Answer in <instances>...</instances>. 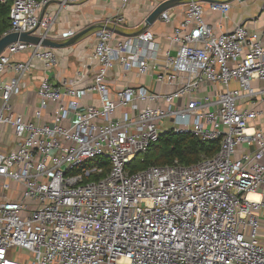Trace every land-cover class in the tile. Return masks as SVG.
Returning a JSON list of instances; mask_svg holds the SVG:
<instances>
[{
  "label": "built area",
  "instance_id": "built-area-1",
  "mask_svg": "<svg viewBox=\"0 0 264 264\" xmlns=\"http://www.w3.org/2000/svg\"><path fill=\"white\" fill-rule=\"evenodd\" d=\"M52 1L0 0L9 5L3 36L50 39ZM86 1L57 0L58 11ZM185 6L165 51L146 29L120 39L97 29L91 82L83 83L85 67L72 81L40 79L30 119L14 114L11 101L37 64L56 68L57 54L23 42L0 54V125L12 128L15 143L0 152V264H264V31L244 21L215 34L203 2ZM230 7L208 3L222 19ZM158 20L168 21L167 11ZM113 22L124 19L118 13ZM114 66L164 90L111 92ZM167 132L220 148L192 166L129 174L127 165ZM96 157L108 159L110 171L86 181L102 173L82 168Z\"/></svg>",
  "mask_w": 264,
  "mask_h": 264
},
{
  "label": "crops",
  "instance_id": "crops-1",
  "mask_svg": "<svg viewBox=\"0 0 264 264\" xmlns=\"http://www.w3.org/2000/svg\"><path fill=\"white\" fill-rule=\"evenodd\" d=\"M163 0H128L124 8H121L122 0H88L81 4L69 5L67 8L58 11L57 0L48 4L45 12L49 17H54V24L50 33V39L58 42H65L67 39L62 34L69 30H74L75 34L92 28L83 35L78 42L64 49L55 50L58 62L56 68L51 70H43L37 64V70L33 74V79L29 82V86L20 96L13 98L11 101L12 112L23 114L26 118H31L34 106L37 105L36 89L38 82L42 78H47L53 84H59L63 80L75 79L76 73L84 69L86 77L83 83L89 84L92 76L97 71L96 61L93 59V49L95 45L94 31L99 29L98 26H107L115 32V38L133 35L143 28L145 18L160 4ZM227 1L231 7L222 19L217 12L208 10V3H204L203 19L215 34H221L233 30V28L244 21L248 22L259 32L264 31V13L261 8L264 0H240V3L234 0H213V2ZM184 4L175 6L167 11L169 20H157L146 30L150 31L155 39L160 42L162 51L168 49L165 37L172 34L176 27L182 22L185 15ZM121 14L124 22L115 25L113 18L117 14ZM123 27V29H122ZM74 34V35H75ZM26 54L16 56L14 60H26ZM11 73L3 76L5 79L11 78ZM107 86L111 92L123 87L145 86L149 89L164 90V87L156 85L149 76L138 77L134 73L124 72L120 67L114 68L108 73ZM98 104L96 99L86 100V103ZM264 126L263 122L260 123ZM15 146L14 137L11 127L0 125V152H8ZM264 196V186L260 188ZM256 197V196H253ZM264 243V240H263Z\"/></svg>",
  "mask_w": 264,
  "mask_h": 264
},
{
  "label": "trees",
  "instance_id": "trees-1",
  "mask_svg": "<svg viewBox=\"0 0 264 264\" xmlns=\"http://www.w3.org/2000/svg\"><path fill=\"white\" fill-rule=\"evenodd\" d=\"M9 5H0V38L9 28ZM220 148L219 141L205 143L198 138L185 134L174 135L171 132L160 134L156 144L150 146L142 155L130 162L126 170L134 174L150 167L179 164L192 166L201 160L215 156ZM97 167L102 169L101 174L87 178L86 181L98 180L110 171V161L104 157L89 159L82 168Z\"/></svg>",
  "mask_w": 264,
  "mask_h": 264
},
{
  "label": "water",
  "instance_id": "water-1",
  "mask_svg": "<svg viewBox=\"0 0 264 264\" xmlns=\"http://www.w3.org/2000/svg\"><path fill=\"white\" fill-rule=\"evenodd\" d=\"M189 0H163L160 4H158L155 9L145 18L144 23H143V28L142 30L147 29L148 27H150L154 22H156L159 18V16L163 13L166 12L168 10H170L171 8L184 4L185 2H187ZM199 2H213V0H196ZM93 28V27H92ZM92 28H89L87 30H84L80 33H77L75 35H73L71 38L67 39L65 42H58V41H54L51 40L49 38H45V39H40L39 37H34V36H30L27 33H11V34H7L5 36H2L0 38V54L4 51V49L16 42H23V43H27V44H33V45H37L40 44L42 47H46V48H50L53 50H59V49H64V48H69L73 45H75L78 40L85 35L89 30H91ZM99 29H106L109 31H112L113 33L117 32L116 30L107 27V26H98ZM141 30V31H142Z\"/></svg>",
  "mask_w": 264,
  "mask_h": 264
},
{
  "label": "rangeland",
  "instance_id": "rangeland-1",
  "mask_svg": "<svg viewBox=\"0 0 264 264\" xmlns=\"http://www.w3.org/2000/svg\"><path fill=\"white\" fill-rule=\"evenodd\" d=\"M122 29H123V27H122ZM96 31H97V30H95V31L93 32V33H94L93 35H95ZM142 157H143V155L138 156V160H142ZM262 230H264V228H263ZM263 240H264V237L261 238V241H262V242H263ZM12 258H14V259H21V255L18 254V255H16V256L12 257Z\"/></svg>",
  "mask_w": 264,
  "mask_h": 264
},
{
  "label": "bare ground",
  "instance_id": "bare-ground-1",
  "mask_svg": "<svg viewBox=\"0 0 264 264\" xmlns=\"http://www.w3.org/2000/svg\"><path fill=\"white\" fill-rule=\"evenodd\" d=\"M253 196H255V195H251L250 197H251L252 199H256V198H257V196H256V197H253Z\"/></svg>",
  "mask_w": 264,
  "mask_h": 264
}]
</instances>
